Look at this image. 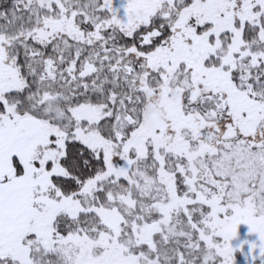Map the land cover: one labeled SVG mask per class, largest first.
<instances>
[{
  "label": "snow or ice",
  "instance_id": "1",
  "mask_svg": "<svg viewBox=\"0 0 264 264\" xmlns=\"http://www.w3.org/2000/svg\"><path fill=\"white\" fill-rule=\"evenodd\" d=\"M242 223L264 264V0H0V264H234Z\"/></svg>",
  "mask_w": 264,
  "mask_h": 264
},
{
  "label": "rangeland",
  "instance_id": "2",
  "mask_svg": "<svg viewBox=\"0 0 264 264\" xmlns=\"http://www.w3.org/2000/svg\"><path fill=\"white\" fill-rule=\"evenodd\" d=\"M115 3H121V0H116ZM243 241L256 242L257 244H259L258 234L250 232L249 226L247 224L242 223L238 226V235L230 241L232 246L236 248V251L234 252V264H260L259 260L251 261L250 257H246V254L249 251L248 243L243 244L242 250L236 247L237 245H240Z\"/></svg>",
  "mask_w": 264,
  "mask_h": 264
},
{
  "label": "trees",
  "instance_id": "3",
  "mask_svg": "<svg viewBox=\"0 0 264 264\" xmlns=\"http://www.w3.org/2000/svg\"><path fill=\"white\" fill-rule=\"evenodd\" d=\"M115 1H116V0H115ZM116 5H117V6H119V5H120V3H117ZM122 13H123V10L121 9V14H122Z\"/></svg>",
  "mask_w": 264,
  "mask_h": 264
}]
</instances>
